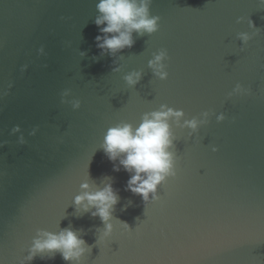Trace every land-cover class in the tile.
<instances>
[{
    "label": "water",
    "instance_id": "95a60500",
    "mask_svg": "<svg viewBox=\"0 0 264 264\" xmlns=\"http://www.w3.org/2000/svg\"><path fill=\"white\" fill-rule=\"evenodd\" d=\"M0 264H264V0H0Z\"/></svg>",
    "mask_w": 264,
    "mask_h": 264
}]
</instances>
